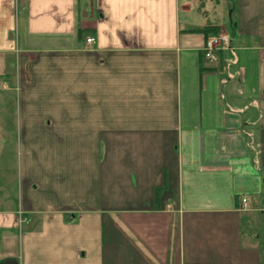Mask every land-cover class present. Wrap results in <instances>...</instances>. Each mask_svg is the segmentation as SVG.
Listing matches in <instances>:
<instances>
[{"label":"crops","instance_id":"1","mask_svg":"<svg viewBox=\"0 0 264 264\" xmlns=\"http://www.w3.org/2000/svg\"><path fill=\"white\" fill-rule=\"evenodd\" d=\"M0 264H264V0H0Z\"/></svg>","mask_w":264,"mask_h":264},{"label":"built area","instance_id":"2","mask_svg":"<svg viewBox=\"0 0 264 264\" xmlns=\"http://www.w3.org/2000/svg\"><path fill=\"white\" fill-rule=\"evenodd\" d=\"M228 35L224 32L215 34H207L203 39L202 55L208 62H215L217 60V53L222 48L228 45ZM86 43H92L93 37H85Z\"/></svg>","mask_w":264,"mask_h":264},{"label":"rangeland","instance_id":"3","mask_svg":"<svg viewBox=\"0 0 264 264\" xmlns=\"http://www.w3.org/2000/svg\"><path fill=\"white\" fill-rule=\"evenodd\" d=\"M7 108H8V109H13V108H14V102L12 101L11 105H10V103H9L8 106H7ZM7 151L10 152L9 149H7ZM6 154H7V153H6ZM7 156H9V155L7 154ZM4 157H6V155H5V150L3 151V159H4ZM7 159L9 160V157H8ZM12 160H13V159H12Z\"/></svg>","mask_w":264,"mask_h":264}]
</instances>
